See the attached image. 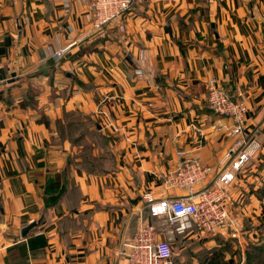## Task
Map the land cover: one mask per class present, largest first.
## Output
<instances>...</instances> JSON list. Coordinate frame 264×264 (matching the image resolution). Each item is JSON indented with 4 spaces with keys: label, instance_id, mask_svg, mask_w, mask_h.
<instances>
[{
    "label": "crops",
    "instance_id": "1",
    "mask_svg": "<svg viewBox=\"0 0 264 264\" xmlns=\"http://www.w3.org/2000/svg\"><path fill=\"white\" fill-rule=\"evenodd\" d=\"M87 3L0 0V264H127L142 221L176 264H244L264 243V0H134L125 31L96 30ZM212 79L247 103L243 133L208 104ZM249 144L219 190L231 224L177 232L151 215L212 187ZM184 158L208 169L193 188L169 184Z\"/></svg>",
    "mask_w": 264,
    "mask_h": 264
},
{
    "label": "built area",
    "instance_id": "2",
    "mask_svg": "<svg viewBox=\"0 0 264 264\" xmlns=\"http://www.w3.org/2000/svg\"><path fill=\"white\" fill-rule=\"evenodd\" d=\"M134 0H88V9L92 14V25L96 30L103 29L110 23L118 21L120 29L126 30L123 19ZM70 44L59 47L55 55L57 58L64 56L70 49ZM2 78L0 77V83ZM208 104L220 117L232 118L233 123L227 126L230 133H243L247 105L243 98H232L215 79L210 80L208 85ZM224 126V125H223ZM222 126V127H223ZM254 145V144H253ZM249 144L231 163V169L220 175L214 185L188 196L160 200L149 205L151 215L164 218L168 223H178L175 230L184 232L187 228L183 220L192 222L198 230L213 232L219 227L233 222L229 210L220 201L219 190L223 185H229L237 170L249 163L255 153V147ZM184 157V151L178 152ZM201 161L184 158L180 165L169 176L171 186L193 188L201 181L207 172ZM187 222V221H186ZM159 227L154 223L142 221L136 232L125 239L119 249L120 254L125 256L127 264H175V251L170 239H163ZM233 236H237L235 230Z\"/></svg>",
    "mask_w": 264,
    "mask_h": 264
},
{
    "label": "trees",
    "instance_id": "3",
    "mask_svg": "<svg viewBox=\"0 0 264 264\" xmlns=\"http://www.w3.org/2000/svg\"><path fill=\"white\" fill-rule=\"evenodd\" d=\"M45 122L47 123V121ZM48 193L49 191L46 192V195H45V205L46 206H50L54 204L58 198V196L54 197V195H52L51 192L49 195H47ZM175 264H176V258H175ZM204 264H241V263L239 260L237 261L221 260V257L218 256L217 253H214L204 260ZM244 264H264V243H260L258 245L253 244L247 248V259Z\"/></svg>",
    "mask_w": 264,
    "mask_h": 264
},
{
    "label": "water",
    "instance_id": "4",
    "mask_svg": "<svg viewBox=\"0 0 264 264\" xmlns=\"http://www.w3.org/2000/svg\"><path fill=\"white\" fill-rule=\"evenodd\" d=\"M35 225V223H33V224H30L29 226H26L25 228H24V230H23V233H22V235H25L26 234V232L31 228V227H33Z\"/></svg>",
    "mask_w": 264,
    "mask_h": 264
},
{
    "label": "rangeland",
    "instance_id": "5",
    "mask_svg": "<svg viewBox=\"0 0 264 264\" xmlns=\"http://www.w3.org/2000/svg\"><path fill=\"white\" fill-rule=\"evenodd\" d=\"M208 96H209V92H208V94H207V99H208ZM245 101V100H244ZM207 102H208V100H207ZM246 105H247V103H246ZM174 249V248H173Z\"/></svg>",
    "mask_w": 264,
    "mask_h": 264
}]
</instances>
